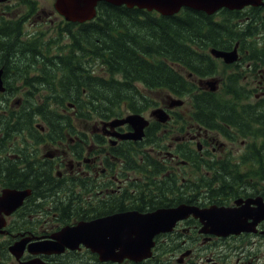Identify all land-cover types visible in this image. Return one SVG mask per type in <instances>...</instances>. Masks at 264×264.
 <instances>
[{"label":"flooded vegetation","instance_id":"af4514ba","mask_svg":"<svg viewBox=\"0 0 264 264\" xmlns=\"http://www.w3.org/2000/svg\"><path fill=\"white\" fill-rule=\"evenodd\" d=\"M54 1L36 7L33 0H0V23L21 21L31 34L61 28L63 19ZM22 6L24 11L11 15L13 8ZM257 9L227 11L228 34L231 16L243 15L237 22L242 34L250 30L249 42H234L226 51L236 48V61L225 64L212 59V75L196 81L215 80L214 92L205 84L200 89L216 95L229 83L224 95L233 105H240L244 114L241 120L252 130L263 129L264 123V4ZM214 60L225 65L226 73L234 71L227 78L217 76ZM12 94L6 90L0 96ZM162 106L169 123L150 119L140 141L124 138L133 132L129 125L110 128L103 120L90 126L76 125L80 137L74 138L67 124L61 132L63 139L53 140L54 129L39 125L37 117L26 121L21 107H0V131L9 134L0 135V264L35 260L44 264H114L100 262L99 255L84 245L49 255L33 254L29 249L36 243L52 241L61 229L81 222L180 206L244 208L241 223L246 229L238 235L218 237L205 232L193 214L187 215L170 233L158 238L159 248L168 256L163 264H264V217L258 219L256 214L259 204L264 207V139L243 137L239 129L227 123V133L221 137L194 123L191 109L184 116L170 109L169 101ZM224 145L227 148L222 151ZM206 158L214 160L218 169L195 171L197 162L204 163ZM200 177L208 181L200 183ZM23 242L18 258L11 248Z\"/></svg>","mask_w":264,"mask_h":264},{"label":"trees","instance_id":"16d2710c","mask_svg":"<svg viewBox=\"0 0 264 264\" xmlns=\"http://www.w3.org/2000/svg\"><path fill=\"white\" fill-rule=\"evenodd\" d=\"M227 16V10L220 11L216 16H207L184 9L178 15L162 17L136 8L98 3L94 20L85 24L67 23L66 28L60 31L59 37L64 32L68 34L69 45L64 46L66 50L62 52L54 50V62L40 48L35 51L37 59L44 62L43 66L47 63L46 67L52 71L47 75L50 82L56 79L60 95H52L53 91L49 88H39L46 81H28L24 71L20 76L21 89L41 98L40 103L28 104L34 112H25L23 108L21 114L28 115L26 121L30 116L42 118L44 128L54 129L53 140L63 139L61 132L67 124L70 125L71 138L80 137L75 133L73 122L89 121L92 118L90 115L107 121L120 117L123 111L140 114L157 106L148 93L160 91L177 98H188L193 111L191 120L203 129L225 137L227 131L224 124L227 123L239 129L243 137L264 139V123L263 129L252 130L247 122L233 121L235 116L244 115L240 105L229 106L226 98L201 91L194 81L212 75L214 63L208 54L210 48L226 50L236 41L243 39L249 42L250 30L242 34L232 26L228 34ZM8 25L3 23V29H0V60L4 58L5 49H10L7 44L12 37L21 40L20 26L14 24L6 29ZM21 41L24 48L34 44L31 40ZM63 52L65 54L61 55ZM26 59L17 57L18 67L26 66ZM9 74L5 69V86L10 82L7 80ZM41 91L45 93L39 95ZM26 104L24 102L23 106ZM68 105H72V109ZM60 108H67L71 115L64 114ZM248 109L247 114L250 113ZM6 132L0 131V135H9ZM204 164H207L208 170L217 166L214 161Z\"/></svg>","mask_w":264,"mask_h":264},{"label":"water","instance_id":"95a60500","mask_svg":"<svg viewBox=\"0 0 264 264\" xmlns=\"http://www.w3.org/2000/svg\"><path fill=\"white\" fill-rule=\"evenodd\" d=\"M101 2L117 7L126 6L148 12L155 11L162 16L176 15L182 9L212 15L222 8L241 10L245 6L262 5V0H55L54 5L66 21L84 24L95 18V8ZM210 53L215 58L223 59L227 64L236 60L235 50L231 52L211 50ZM2 74L3 70L0 69V92L4 91ZM204 84L210 91H215L214 81H206ZM181 105V100H171L169 107ZM151 116L159 123L168 121V116L163 109L154 110ZM124 124L133 129L132 134L129 133L124 138L133 141L141 140L143 131L148 126V122L140 115H129L124 119H116L107 123L110 128ZM241 209L211 207L199 210L180 206L177 209H157L145 214L138 212L114 214L90 222H81L74 227H65L53 236L52 241L36 243L29 251L33 254L49 255L61 253L66 248L75 250L79 245H85L93 253L99 255V260L102 262L121 263L126 259L140 263L152 257L151 250L155 245V236L172 231L177 221L190 214L200 220L203 230L207 233L222 237L239 234L246 229L241 223V213L245 209ZM6 212L9 213L8 210ZM256 214L258 219L264 217V207H258ZM24 245L25 242L14 245L11 248L12 253H18L19 258ZM37 263L42 264L38 260L28 264Z\"/></svg>","mask_w":264,"mask_h":264},{"label":"rangeland","instance_id":"374dc122","mask_svg":"<svg viewBox=\"0 0 264 264\" xmlns=\"http://www.w3.org/2000/svg\"><path fill=\"white\" fill-rule=\"evenodd\" d=\"M35 1L34 5L37 7V5L39 4L40 6L42 7H45V6H48V0H33ZM27 3L28 0H26ZM51 2V1H50ZM22 5H27L25 2L22 3ZM24 7H16V8H13V12L11 15L15 14L16 12H21V11H24L23 9ZM239 20V19H238ZM238 20H231L232 21V25L234 28L236 27L237 29L236 30H240V26H238ZM57 22V21H56ZM8 23H10L8 25ZM58 23V22H57ZM6 24L8 25L6 29H8L11 25H14V24H18L20 27H18V30L19 32L22 31V35H21V40H24V38L27 39V31H26V25H23V23H21V21H18V20H15L14 23H12V21L10 22V20H7L6 21ZM57 26V25H55ZM5 29V30H6ZM38 29V28H36ZM35 29V30H36ZM60 30L61 28H46L44 29L43 31L42 30H38L36 33L34 34H31V33H28V35L30 34L31 36L28 38V40H31L34 44L32 45H28L27 48H24V46L22 45V42L21 40H15L13 37L11 38L9 44H7V46L9 45L10 46V49L8 50L7 48L5 49L4 53H3V60H0V66H3L5 69H8L10 71V74L7 75V80H10V82L7 83L6 87L9 88L8 90L13 92L12 95H8V96H5V97H2L0 96V107H4L6 108L8 105L9 107H21V113L23 112V108H25V112L26 111H31L34 112V109L30 108L28 106V104H33L35 102L37 103H40V96L36 97L33 96V92H30V91H26V90H22L21 89V81L20 80V76L22 75V72L26 71V73L24 74V77L30 81V82H35L33 80L35 79H39V81H46L45 84L43 85H39V88H49L51 89L53 92H52V95H56V96H59L60 93L58 91V89L56 88L57 85L55 83L56 79L55 80H52V82H50L49 80V77L47 74L49 73H52V71L46 67L47 63L44 65V62L41 63L37 57H36V53L35 51L40 48V50L43 52H45L44 54L47 55L48 59L52 60L54 62V57L51 56L52 55V52L55 50V51H63L65 49L64 45L62 44L63 42L68 44L69 45V37H68V34L66 33H62L60 34L61 37H59V33H60ZM26 31V32H25ZM25 39V40H26ZM6 46V47H7ZM11 52V53H9ZM63 55V54H61ZM56 56V55H54ZM17 57H26V66H22V67H18V63L16 62L17 61ZM210 57V56H209ZM210 59L212 60L213 58L210 57ZM8 61V62H7ZM215 61V60H214ZM7 66H5L6 64ZM216 63V66H217V76H221V77H226L227 78V75L232 73L233 70H231L230 72L226 73L225 71H229L228 69H225V65L222 63V62H219V61H215ZM3 64V65H2ZM44 67H45V71H44ZM24 68V69H22ZM38 75V76H36ZM40 76V78H39ZM52 83V84H50ZM36 88H38V85L35 84ZM226 85H223V88H221V91L219 93H217L219 96H222L223 98H226V100L228 101L229 103V106L232 105L231 101L228 99L226 93L224 95V90L226 89V87H229L231 85H228L225 87ZM17 93V94H16ZM45 92L44 91H41L39 93L40 94H44ZM150 94L154 100L158 103L157 106L151 108V109H148L146 110L147 112L143 113L142 115L149 119L150 118V111L152 109H155L157 107H161L165 101H167L170 97L171 98H175V97H172L170 96L169 94L165 93V92H160V91H154V92H151V93H148ZM28 95H32L33 97H27ZM218 96V97H219ZM29 99L28 100H26ZM178 99H182L184 101V104L179 107V108H176L174 109V112L177 113V114H183L184 116L185 113L187 111L190 112V102L188 100V98H178ZM251 100V99H250ZM253 102V100H251ZM26 102L27 104L25 105V107L23 106V103ZM68 106H72V105H68ZM227 108H230V107H227ZM231 110V108L229 109ZM60 111H62L64 114L66 115H71V111L70 110H67V108H60ZM88 115L90 113H87ZM127 114H129L127 111H123L122 115H120V117H124L126 116ZM230 117L232 116L231 113H229ZM13 116L15 117L16 116V112L14 111L13 112ZM92 116L91 120L89 121H75V123L73 122L74 124V128H78L79 125H87V126H90V125H93L95 124L96 122H98V119H96L94 117V115H90ZM176 116V115H175ZM37 117V123L42 125L43 126V123H45L42 118H40L39 116H35L34 118ZM240 118L242 117H238V116H235V119L233 121L235 122H239V121H242ZM69 125V124H68ZM78 125V126H76ZM175 125V124H173ZM176 129V128H175ZM72 134V133H70ZM157 136H161V135H157ZM74 138V136H73ZM157 139V137H156ZM159 137L157 139V141H159ZM155 139H151V141H154ZM227 148L225 145L223 147H221L222 151ZM229 152H226V155L228 154ZM225 155V153L223 152V156ZM207 160V158L205 159ZM204 160V161H205ZM246 162V161H245ZM197 168H195V171H201L202 169H206L207 170V164H203L201 163V161L199 160L197 162ZM254 163L252 164V167L254 168ZM203 182V181H202ZM263 186V185H262ZM162 248L166 249V247L162 246ZM155 258H157V262L156 264H163L165 261H168V256H166L164 254V252L162 251V249H159V250H156L155 252ZM155 264V263H154Z\"/></svg>","mask_w":264,"mask_h":264},{"label":"bare ground","instance_id":"6f19581e","mask_svg":"<svg viewBox=\"0 0 264 264\" xmlns=\"http://www.w3.org/2000/svg\"><path fill=\"white\" fill-rule=\"evenodd\" d=\"M94 113H96V112H94ZM98 114V113H97ZM218 173V172H217ZM222 176V175H221ZM218 178V177H217ZM206 181H208L207 179H206ZM204 182V181H203ZM208 185V184H207ZM258 203V202H257ZM258 207H263V206H261L260 204H259V206ZM99 214V213H98Z\"/></svg>","mask_w":264,"mask_h":264}]
</instances>
